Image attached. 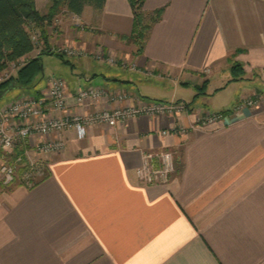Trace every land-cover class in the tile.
I'll list each match as a JSON object with an SVG mask.
<instances>
[{"label":"crops","instance_id":"crops-1","mask_svg":"<svg viewBox=\"0 0 264 264\" xmlns=\"http://www.w3.org/2000/svg\"><path fill=\"white\" fill-rule=\"evenodd\" d=\"M49 3L35 0L41 14ZM158 9L140 52L121 38L133 29L128 0L85 6L76 15L84 28L66 18L59 37L52 22L47 27L51 50H88L68 60L71 71L79 68L63 79L70 112L107 106L76 104V90L88 86L128 93L118 107L162 101L187 109L94 125L82 139L66 131L64 150L43 157L46 177L31 186L0 184V264H264V0L143 5L145 15ZM99 49L135 68L96 60ZM46 87L15 86L0 107ZM253 96L255 105L244 104ZM206 113L223 116L185 134L169 131ZM42 139L29 147L39 158L34 147ZM162 149L173 153L175 171L166 185H145L136 174L142 153Z\"/></svg>","mask_w":264,"mask_h":264},{"label":"built area","instance_id":"built-area-1","mask_svg":"<svg viewBox=\"0 0 264 264\" xmlns=\"http://www.w3.org/2000/svg\"><path fill=\"white\" fill-rule=\"evenodd\" d=\"M75 18L76 15H74ZM39 32L31 35L37 48ZM59 52L68 57H82L88 53L85 49L68 46L59 47ZM93 57L96 60L108 64L119 62L112 55H104L101 49L95 51ZM23 57L12 62L0 73V82L9 79L12 71H16L26 62ZM135 68L134 64L128 65ZM130 95L124 91H109L101 87L88 86L78 88L75 92L76 104L85 106L87 101H102L107 106L94 112L80 114L69 111L67 105L66 83L62 78H50L47 87L38 95H21L7 101L0 107V184L8 186L16 181V166L18 159L11 158V152L17 144L29 145L35 137H44L35 144L38 153L47 156L64 150V141L60 135L66 131H74L77 139L86 136L87 130L94 125H107L115 127L128 119L146 114L149 116H175L187 109L184 103L162 101H140L136 105L118 107L116 104L130 99ZM258 96H253L244 101V104L253 106L257 103ZM223 113H206L198 115L195 123L189 126L179 125L169 131L185 134L189 129L197 125H207L221 120ZM168 130H162L161 135H166ZM56 135L57 137H52ZM175 171L173 153L162 149L149 150L142 153V161L136 169V174L145 185L163 186L168 184Z\"/></svg>","mask_w":264,"mask_h":264},{"label":"trees","instance_id":"trees-1","mask_svg":"<svg viewBox=\"0 0 264 264\" xmlns=\"http://www.w3.org/2000/svg\"><path fill=\"white\" fill-rule=\"evenodd\" d=\"M106 0H52L48 11L41 14L35 6V0H0V73L10 63L16 62L34 51L35 45L31 38L32 31H38L44 43V50L39 55L28 58L20 66L15 75L0 82V95L5 91L17 86L21 88H32L42 71L41 56L43 54L56 55L66 64L69 63L65 56L51 50L47 45V27L51 24L53 17L60 6L74 15H80L85 6H92L101 10ZM146 0H128L133 14V29L130 35L121 38L128 43H134L138 52L143 47V41L149 28L157 22L162 14V9L155 10L150 15H145L143 5ZM239 64H232L233 79L240 76ZM46 173L45 176L46 177ZM42 177L41 179H43ZM39 179V180H41ZM35 181L32 185H34Z\"/></svg>","mask_w":264,"mask_h":264},{"label":"rangeland","instance_id":"rangeland-1","mask_svg":"<svg viewBox=\"0 0 264 264\" xmlns=\"http://www.w3.org/2000/svg\"><path fill=\"white\" fill-rule=\"evenodd\" d=\"M42 2L46 1V0H40ZM52 3V0H50V3ZM41 9H44V5H40ZM64 7L60 6L58 8L57 13L55 14V16L52 19V24L55 27V33L56 36L59 37L60 32L57 31V27H61L60 25H62L63 20L66 18H69L70 21L72 22V24L77 27L78 29H83L85 23L82 20H79L78 18H71L70 16L68 17V14H66V12L63 11ZM35 32L38 31H32L31 35L35 34ZM42 48L44 50V43L41 40V37L39 35L38 37V42H37V48ZM63 47V46H62ZM88 53V50H85ZM94 53V52H93ZM101 53H103L104 55H106L107 51H105L104 49L101 50ZM65 59L71 61L73 58L76 57H68L66 55ZM116 60H118L119 62H122L124 60L122 59H118L116 58ZM41 65H42V71L40 73V75L38 76L37 80L35 81V86L32 88H29V90L33 89V88H40L44 85H47L48 81L50 78L53 77H57V78H62V79H68L71 77L72 72H77L79 70L78 67H75L76 71H71V63L70 64H66L62 61V59H60L58 56L56 55H49V54H43L41 56ZM116 65H120V63H117ZM121 66V65H120ZM123 67V66H122ZM126 67V66H124ZM127 67H129L127 65ZM238 71V69H235ZM16 71H12L11 75H15ZM239 77V76H238ZM258 91V90H256ZM6 91L0 95V104H2L5 100H7L9 98V96H11L13 93H11L10 95H8L6 97L5 95ZM258 95V93H256ZM255 94V95H256ZM35 149V148H34ZM33 150V149H32ZM36 151V149H35ZM33 152V151H32ZM38 153V151H36ZM40 154V153H39ZM44 155L41 154V158H39L38 156H36L33 153H31V150L29 148V145L26 144H17L14 149L11 152V158L12 159H18L19 162H17V166H16V183L21 182L23 184H25L26 186H31L35 181L41 179L42 177L45 176L46 173V160H44Z\"/></svg>","mask_w":264,"mask_h":264}]
</instances>
